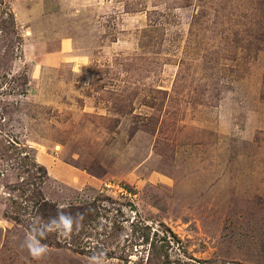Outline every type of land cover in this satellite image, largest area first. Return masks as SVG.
I'll use <instances>...</instances> for the list:
<instances>
[{"label": "rangeland", "instance_id": "374dc122", "mask_svg": "<svg viewBox=\"0 0 264 264\" xmlns=\"http://www.w3.org/2000/svg\"><path fill=\"white\" fill-rule=\"evenodd\" d=\"M97 253L264 264V0H0V264Z\"/></svg>", "mask_w": 264, "mask_h": 264}, {"label": "clouds", "instance_id": "9594fccd", "mask_svg": "<svg viewBox=\"0 0 264 264\" xmlns=\"http://www.w3.org/2000/svg\"><path fill=\"white\" fill-rule=\"evenodd\" d=\"M59 221L60 227L54 229L62 236H69L73 233V227L70 221L77 222L79 228V214L73 217L70 213H66L62 208H58L57 216L51 218V222ZM47 230L41 235L40 232L33 233L32 228L26 235L23 246L27 248L33 259L40 260L47 254V245L41 243V239L45 237ZM89 264H104L103 253L94 254L89 258Z\"/></svg>", "mask_w": 264, "mask_h": 264}]
</instances>
